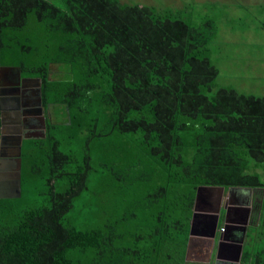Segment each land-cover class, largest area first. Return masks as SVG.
<instances>
[{"label": "trees", "instance_id": "obj_1", "mask_svg": "<svg viewBox=\"0 0 264 264\" xmlns=\"http://www.w3.org/2000/svg\"><path fill=\"white\" fill-rule=\"evenodd\" d=\"M217 35L120 0H0V66L41 81L45 118L0 198V264H185L200 186L256 192L264 264V95L218 86Z\"/></svg>", "mask_w": 264, "mask_h": 264}, {"label": "rangeland", "instance_id": "obj_2", "mask_svg": "<svg viewBox=\"0 0 264 264\" xmlns=\"http://www.w3.org/2000/svg\"><path fill=\"white\" fill-rule=\"evenodd\" d=\"M59 3V0H52ZM124 4L152 7L157 11L180 12L181 16L192 14L198 20L206 17L214 20L218 29L217 41L213 50V61L220 71L217 82L220 87H231L240 94L261 97L264 95V0H120ZM209 187V186H207ZM227 191V190H225ZM244 191L248 194L247 207L254 217L255 204L252 194L255 191ZM216 196L220 190L209 191ZM220 196V193H219ZM242 193H236L232 200L244 199ZM230 202V195L224 196ZM224 203V200H223ZM230 206V205H229ZM232 206V205H231ZM215 208H217L215 206ZM222 219L225 220L221 209ZM255 219V218H253ZM224 229L218 225V231ZM226 230V229H225ZM243 244L252 245L255 230L247 226ZM215 238V251L217 249ZM200 256V254H199ZM193 258V256H192ZM191 264L199 260H189Z\"/></svg>", "mask_w": 264, "mask_h": 264}, {"label": "water", "instance_id": "obj_3", "mask_svg": "<svg viewBox=\"0 0 264 264\" xmlns=\"http://www.w3.org/2000/svg\"><path fill=\"white\" fill-rule=\"evenodd\" d=\"M5 70H16L17 76H19V80L21 78V71H19L18 68H5ZM27 81L28 84H35V87L37 88V101L35 104L38 108V115L40 116V124L42 126V132L45 130V118L43 116V109L41 105V81L37 79H29L24 80V82ZM23 82V83H24ZM4 130H1L3 132ZM22 132V131H21ZM44 135H41L43 137ZM40 136H33L32 134H19L15 138H13L10 143H12L13 146L8 147V149H3L5 153V156L2 154V142L0 143V163L3 162L7 164V169H3L0 166V198L10 199V198H20L21 197V156H22V142L23 139L27 138H38ZM11 180V182L9 181ZM2 182V183H1ZM213 189H219L220 190V197H224L225 189L223 187H207V186H200L197 189L196 193V199H195V206H194V214L191 222V230H190V236L188 240L187 245V251H186V259L185 264H191L189 263V260H192L193 258L195 260H199L201 264H207L208 259L211 258V254L215 247V238H219V236L216 237L217 228L220 222L219 215H210L209 217H206L204 219V216H202L199 212L198 203L200 198L204 196V192L212 191ZM229 192L232 191H239V190H248L250 191V188H238V187H230ZM199 199V200H198ZM198 200V201H197ZM198 202V203H197ZM232 209H228V212ZM216 212H220V207H217ZM243 211H238V213H241ZM244 212H249L248 209H246ZM200 218H203L202 221H200ZM244 227H240L239 230L241 232H245L246 230V224L247 222L244 221ZM226 229V226L224 230ZM223 230V231H224ZM225 239V238H224ZM219 242V241H218ZM217 242V243H218ZM220 246V245H219ZM200 254V256H199ZM193 256V258H192Z\"/></svg>", "mask_w": 264, "mask_h": 264}, {"label": "flooded vegetation", "instance_id": "obj_4", "mask_svg": "<svg viewBox=\"0 0 264 264\" xmlns=\"http://www.w3.org/2000/svg\"><path fill=\"white\" fill-rule=\"evenodd\" d=\"M5 68L11 67L0 66V143L2 142L3 156L6 153L3 149H8V147L13 146L10 141L20 133L22 135L25 133L32 134L33 136H41L43 133L38 108L35 104L37 101V88L35 84L31 85L27 81L24 82V80L29 79L22 76L19 80L16 70H5ZM1 130L4 131L1 132ZM0 166L3 169H7V164L3 162L0 163ZM235 194L233 193L232 196ZM221 199L218 193L216 198L210 202L209 206L220 207L222 205L220 209L226 212L227 205L228 207H232L229 206L232 203L225 201L221 204ZM240 214H243L245 217L246 214L248 215V212L243 211Z\"/></svg>", "mask_w": 264, "mask_h": 264}, {"label": "crops", "instance_id": "obj_5", "mask_svg": "<svg viewBox=\"0 0 264 264\" xmlns=\"http://www.w3.org/2000/svg\"><path fill=\"white\" fill-rule=\"evenodd\" d=\"M227 191L224 192V196L226 194H229L230 197H232L233 193H242L244 195L242 196L244 199H241V200L240 199L232 200L231 198L229 199L230 203H232V207H228L227 205V209H226L227 211L224 212V217H223L225 220L222 219V214L220 213L221 209L218 214V212H216L217 208L209 206L210 202L216 198V196H214V193L207 192V191L204 192V196L200 198V200L198 199L199 203L197 202L198 208L200 210L199 213L202 216H204V219L206 217H209L210 215H214V216L219 215L220 225H222V227L224 228L226 226V230L224 231L222 230V228H221V231L220 230L218 231V228H217L216 237L219 236V238L217 239L219 242L217 243L218 245H217L216 251L214 248L211 254V258L208 259L207 264H250L251 251H252L253 244L248 245L250 241L246 238V241H248L247 242L248 244L246 246L242 245L243 244L242 239L245 238L246 236L245 235L243 236L245 232H241V230H239L240 227H244V224H243L244 221L247 222V224L245 225L246 228L247 226L253 227L254 219L253 218L251 219V211L249 210L250 208L246 206L247 205L246 199L248 198V194L240 190L239 191L235 190L232 192H229V190ZM250 191L253 192V190H250ZM224 198L225 197L221 199L222 200L221 204H223V200L224 202L227 201L225 200L226 198L225 199ZM252 198H254V194H252ZM253 204H254V201H253ZM228 209H232V210L228 212ZM246 209H248L249 212H248V215L246 214L245 217L243 216V214L238 213V211H245ZM202 219L203 218H200V221H202ZM253 241L254 240L251 239V243H254ZM194 264H197V263H194ZM198 264H201V263L198 262Z\"/></svg>", "mask_w": 264, "mask_h": 264}, {"label": "bare ground", "instance_id": "obj_6", "mask_svg": "<svg viewBox=\"0 0 264 264\" xmlns=\"http://www.w3.org/2000/svg\"><path fill=\"white\" fill-rule=\"evenodd\" d=\"M13 105H15V104H13ZM5 107V106H4ZM14 107V106H13ZM12 109V108H11ZM15 109V108H14ZM18 113V112H17ZM11 181V180H10Z\"/></svg>", "mask_w": 264, "mask_h": 264}, {"label": "clouds", "instance_id": "obj_7", "mask_svg": "<svg viewBox=\"0 0 264 264\" xmlns=\"http://www.w3.org/2000/svg\"><path fill=\"white\" fill-rule=\"evenodd\" d=\"M224 230V229H223Z\"/></svg>", "mask_w": 264, "mask_h": 264}]
</instances>
